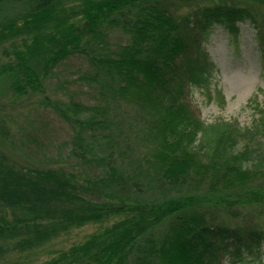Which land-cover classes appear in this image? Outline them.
Segmentation results:
<instances>
[{
    "label": "trees",
    "instance_id": "trees-1",
    "mask_svg": "<svg viewBox=\"0 0 264 264\" xmlns=\"http://www.w3.org/2000/svg\"><path fill=\"white\" fill-rule=\"evenodd\" d=\"M255 4L264 0H0V45L9 41L0 86L40 93L59 64L81 55L99 98L43 97L73 128L74 165L30 166L17 156L39 153L0 150V260L88 224L98 228L35 264H223L228 245L264 241L211 209H264V101L249 100L250 126L207 128L189 96L214 68L200 42L206 30L252 17ZM1 125V143L30 148ZM205 135L212 142L197 146ZM242 137L257 143L237 149Z\"/></svg>",
    "mask_w": 264,
    "mask_h": 264
},
{
    "label": "rangeland",
    "instance_id": "rangeland-1",
    "mask_svg": "<svg viewBox=\"0 0 264 264\" xmlns=\"http://www.w3.org/2000/svg\"><path fill=\"white\" fill-rule=\"evenodd\" d=\"M254 15L244 16L234 20L214 22L200 40L204 45L208 58L214 68L210 72L206 87L194 85L190 88V98L198 109L201 119L210 124L234 122L241 127L250 126L254 117V109L248 104L254 97L264 101V6L255 4ZM120 35L113 38L117 40ZM4 47H9V41L0 45V60H7L3 54ZM88 61L81 55L67 58L55 69V75L46 82L44 91L25 96L12 94L7 86H0V123L3 130H10L17 143L19 138L26 137L30 148L19 151L6 141L1 143L0 150L5 153H39L40 160L17 156L18 161L30 166L74 165L75 160L68 157L71 148L73 128L50 105L43 102V97L61 102H81L91 105L98 98L95 88L90 85ZM125 105L129 114L136 108ZM87 110L80 114L85 117ZM208 135V134H207ZM198 140L196 145L208 146L212 142L210 136ZM240 136V135H239ZM237 136V138L239 137ZM236 138L233 145L240 149L247 142L256 145L257 139ZM200 145H199V144ZM44 153V154H43ZM31 155V154H30ZM33 160V164L31 163ZM78 169L88 171L90 168L78 165ZM217 218L226 220L231 226L251 228L264 233V209L257 205L235 206V215L224 213L215 207ZM98 228L97 224H88L75 228L67 233L51 239L47 244L34 250L10 252L0 264H35L55 255L58 250L66 249ZM249 249L244 245L237 247L236 243L228 245L221 251L223 264H264V241ZM239 252L240 256L236 253ZM236 255V256H235ZM235 256V257H234ZM234 257V258H233ZM232 259H234L232 261Z\"/></svg>",
    "mask_w": 264,
    "mask_h": 264
}]
</instances>
